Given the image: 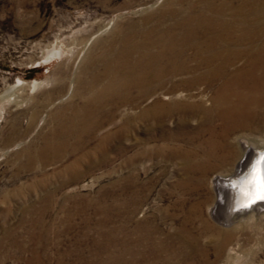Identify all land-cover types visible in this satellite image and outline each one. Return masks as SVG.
Masks as SVG:
<instances>
[{
  "label": "rangeland",
  "instance_id": "374dc122",
  "mask_svg": "<svg viewBox=\"0 0 264 264\" xmlns=\"http://www.w3.org/2000/svg\"><path fill=\"white\" fill-rule=\"evenodd\" d=\"M154 1L0 0V94L18 77L51 76L53 82L22 107L2 106L0 264H113L118 257L122 259L118 264H264V216L224 225L210 211L216 199L211 179L216 173L232 170L240 153L203 174H191L180 158L167 159L162 150L165 144L160 141L156 147L161 154L139 159L141 162L137 159L143 147L140 142L126 140L129 148L124 157L114 154L113 144L105 145L102 148L109 159L97 166L90 162L102 155L97 151L96 135L81 133L82 125H74V131L58 143L50 140L57 128L67 131L77 114L76 107H65L71 98H60L67 92V78L80 47L104 20L116 15L112 28L87 48L85 57L96 58L119 36L152 26L154 12L165 2H178L164 0L153 7ZM56 37L65 47L74 45L73 56L37 65L45 46ZM85 77L78 84L75 105L87 101ZM238 131L232 136L264 137V130ZM138 135L144 136L142 129ZM154 143L148 148H154ZM42 148L45 150L39 155ZM135 153L134 162L123 160ZM129 179H135L136 186L145 183V188L125 193L130 196L134 191V198L141 201L131 210L133 214L112 209L107 205L110 200H101L105 193H118L121 183ZM48 194L46 205L43 198ZM103 219L107 224H102ZM140 223L155 247L153 252L134 238ZM230 251L237 256L227 258Z\"/></svg>",
  "mask_w": 264,
  "mask_h": 264
},
{
  "label": "bare ground",
  "instance_id": "6f19581e",
  "mask_svg": "<svg viewBox=\"0 0 264 264\" xmlns=\"http://www.w3.org/2000/svg\"><path fill=\"white\" fill-rule=\"evenodd\" d=\"M177 1L175 5L165 2L154 12L152 26L119 36L96 58L85 57L87 48L94 38L112 28L117 16L104 20L86 39L67 78V92L60 98L72 99L65 107H76L74 123L64 132L57 128L50 140L58 143L72 133L74 125H82L81 133L96 135L97 151L102 155L90 162L97 166L109 159L103 146L113 144L114 154L124 157L129 148L126 140H131L143 145L138 160L165 150L167 159L180 158L184 170L191 174H203L217 162H227L240 153L232 170L216 173L211 179L216 199L210 211L224 225L264 216V200L249 195L264 191V137L240 133L241 129L264 130V0ZM58 38L45 46L37 65L73 56L74 45L65 47ZM82 75L86 76L89 93L86 102L75 105ZM52 83L51 76L31 80L18 77L0 94V118L3 105L22 107ZM170 124H174L172 128ZM140 129L144 136L138 135ZM234 130L240 134L233 137ZM159 141L165 144L162 150L156 147ZM150 142L156 144L152 149L147 146ZM55 149L60 156V148ZM128 157L123 160L134 162L136 153ZM135 183L129 179L121 183L118 193H105L101 200H110L107 205L112 209L133 214L131 210L141 201L132 192L145 188L144 181L137 186ZM131 188L134 191L125 196ZM50 196L43 198L44 204ZM136 228L134 238L153 252L155 247L149 242V234L142 231L143 224ZM223 233L230 235V231ZM106 240L112 242L111 237L106 236ZM227 256L237 255L230 251ZM121 260L118 257L114 263Z\"/></svg>",
  "mask_w": 264,
  "mask_h": 264
},
{
  "label": "clouds",
  "instance_id": "9594fccd",
  "mask_svg": "<svg viewBox=\"0 0 264 264\" xmlns=\"http://www.w3.org/2000/svg\"><path fill=\"white\" fill-rule=\"evenodd\" d=\"M249 195L253 196L257 200H264V191H261L259 193H249Z\"/></svg>",
  "mask_w": 264,
  "mask_h": 264
}]
</instances>
